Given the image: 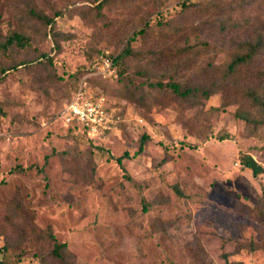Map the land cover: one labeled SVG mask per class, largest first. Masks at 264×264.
<instances>
[{
	"label": "rangeland",
	"instance_id": "rangeland-1",
	"mask_svg": "<svg viewBox=\"0 0 264 264\" xmlns=\"http://www.w3.org/2000/svg\"><path fill=\"white\" fill-rule=\"evenodd\" d=\"M0 28L30 38L0 52V259L225 264L235 251L230 262L264 264V173L240 161L264 167V126L252 134L236 116L259 117L245 92L264 94V49L225 76L241 41L264 39V0H0ZM128 48L126 75L102 83L113 128L66 126L79 73ZM158 82L218 90L183 98Z\"/></svg>",
	"mask_w": 264,
	"mask_h": 264
},
{
	"label": "trees",
	"instance_id": "trees-1",
	"mask_svg": "<svg viewBox=\"0 0 264 264\" xmlns=\"http://www.w3.org/2000/svg\"><path fill=\"white\" fill-rule=\"evenodd\" d=\"M100 6V5H99ZM29 16L41 21L46 22L48 25H51L54 23L52 19H49L46 15H43L41 12L37 11L34 8H29L28 12ZM59 14V13H58ZM145 29H142L138 31L136 34L133 35V37L130 38V42L134 41L136 36L140 34H144ZM30 46V38L26 36L25 34L19 32V31H12L9 34H7L5 37L2 36L1 28H0V52H7L10 51L11 49H26L27 47ZM264 49V39L263 37L258 36L257 39L253 42L251 40H243L239 43V46L236 47L232 59L230 63L228 64L225 72L226 77H234L236 74L239 73V71L245 67V66H250L253 64L255 61L256 57H258L261 54V51ZM131 55V50L130 48L124 50L120 55L115 56V57H110L113 61V65L117 71V74L120 75H126L125 68L123 70L119 71V66L124 65V61ZM50 61V59H49ZM20 65V64H19ZM18 65V66H19ZM95 65V64H94ZM93 68H87L84 71H81L78 75L77 82L75 84V89L72 91L71 95L67 99V101L64 103L62 108L68 104L80 82L85 78V83L88 87L92 88L94 92H96L98 95H105V89L103 88L102 83L106 82V80L102 79L101 77L98 76H90V74L93 72ZM13 67H16L13 66ZM3 72H6V69L3 70ZM261 75L264 76V72L261 73ZM128 81H130L128 79ZM157 86L158 88H165L170 87L175 94H177L180 97L187 98L190 95H194L196 93H201V95L205 98L210 97L215 90H218V87H193V88H180L176 83H169L164 85L162 82H158L154 84L153 86ZM125 95L128 99L134 101V94L135 91L131 89V87H126ZM245 95L248 99V102L250 103L249 107L252 111H255L259 117L252 115L248 111H238L236 113V116L238 119L242 120L248 128H250V132L252 134H255L257 132V129L260 126H264V94L258 95L257 92L254 90V88H247ZM148 137L143 136L139 150L137 152H141L143 150V146L146 142ZM222 139H229L228 136L222 137ZM129 156V155H128ZM241 164L245 167L248 168L252 171V174L254 177L259 176L260 174L264 173V167L259 164L251 155L249 154H244L240 157ZM117 162L122 165V159L118 158ZM179 193V191H177ZM263 198H264V192H263ZM49 239L53 243V256L55 258H58L59 260L64 258V249H66V244L60 243L57 238L54 236L53 232L50 231L49 234ZM242 246V245H241ZM241 248H244L243 246ZM250 248L251 250H254V245L253 243H250ZM235 252V251H234ZM234 252H224L221 254L222 258L225 261V264H238V263H233L229 261V257L233 254ZM4 258L0 259V264H7V257L5 256V253L3 255Z\"/></svg>",
	"mask_w": 264,
	"mask_h": 264
},
{
	"label": "built area",
	"instance_id": "built-area-1",
	"mask_svg": "<svg viewBox=\"0 0 264 264\" xmlns=\"http://www.w3.org/2000/svg\"><path fill=\"white\" fill-rule=\"evenodd\" d=\"M116 74L113 61L103 57L94 66L90 76L103 79ZM59 118L66 126L79 127L92 137L100 136L115 125V113L108 107L106 98L98 95L85 83L80 82L72 100L59 113Z\"/></svg>",
	"mask_w": 264,
	"mask_h": 264
}]
</instances>
